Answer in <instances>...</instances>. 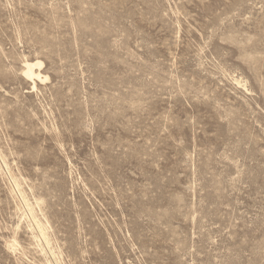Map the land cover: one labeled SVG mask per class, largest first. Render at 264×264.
<instances>
[{"label":"rangeland","instance_id":"rangeland-1","mask_svg":"<svg viewBox=\"0 0 264 264\" xmlns=\"http://www.w3.org/2000/svg\"><path fill=\"white\" fill-rule=\"evenodd\" d=\"M0 264H264V0H0Z\"/></svg>","mask_w":264,"mask_h":264},{"label":"bare ground","instance_id":"bare-ground-1","mask_svg":"<svg viewBox=\"0 0 264 264\" xmlns=\"http://www.w3.org/2000/svg\"><path fill=\"white\" fill-rule=\"evenodd\" d=\"M41 64H42L41 61H26L25 62L24 74L28 79L33 80L34 83L37 79H41V80L44 79V76L42 75L41 70L36 68L37 66H41ZM34 87H35V84H34ZM39 227H41V225ZM39 230H41V228Z\"/></svg>","mask_w":264,"mask_h":264}]
</instances>
